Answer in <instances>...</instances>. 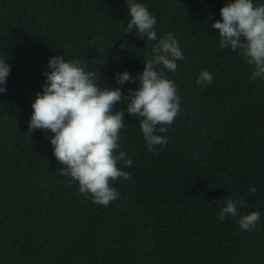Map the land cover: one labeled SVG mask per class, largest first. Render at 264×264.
Returning <instances> with one entry per match:
<instances>
[{"label": "trees", "instance_id": "trees-1", "mask_svg": "<svg viewBox=\"0 0 264 264\" xmlns=\"http://www.w3.org/2000/svg\"><path fill=\"white\" fill-rule=\"evenodd\" d=\"M135 2L157 17L158 38L180 42L184 59L165 75L181 109L169 143L151 152L140 118L125 114L120 150L133 163L121 167L131 179L110 182L120 196L105 208L59 173L50 132L29 135L31 105L50 57L79 58L116 88V73L143 72L155 42L135 28L124 35L126 0H0V58L12 65L0 93V264H264V79L253 82L254 67L219 47L211 25L230 0ZM205 69L212 82L198 85ZM229 197L243 198L242 215L260 212L253 230L218 218Z\"/></svg>", "mask_w": 264, "mask_h": 264}, {"label": "clouds", "instance_id": "clouds-1", "mask_svg": "<svg viewBox=\"0 0 264 264\" xmlns=\"http://www.w3.org/2000/svg\"><path fill=\"white\" fill-rule=\"evenodd\" d=\"M128 16L124 35L134 32L147 42H155L152 55L144 58V70L135 77L130 72L116 73L121 87H102L99 73L81 59H66L64 55L50 57L42 91L36 94L29 122V135L42 130L52 135L46 138L53 146L55 158L65 167L59 173L78 182L79 192L93 203L108 207L119 199V190L110 182L117 179L130 180L131 174L122 170L132 166L127 158L121 131L125 127V114L140 118V131L148 151L169 143L165 135L180 113L181 97L174 79L165 75V70L175 73L178 61L184 59L179 40L172 33L157 36V17L148 8L135 0H126ZM221 20L211 27L218 30L219 47L230 48L244 62L254 67L252 81L264 79V4L254 0H230L220 9ZM0 58V93L7 91V78L12 65ZM212 74L203 70L196 83L210 84ZM139 82L136 90L123 94V85ZM125 107L114 112V106ZM118 153V154H117ZM248 191L255 194L256 187ZM217 213L223 221L227 216L239 217V227L253 230L260 222L261 214L253 211L242 215L239 209L246 207L243 198L224 200Z\"/></svg>", "mask_w": 264, "mask_h": 264}]
</instances>
